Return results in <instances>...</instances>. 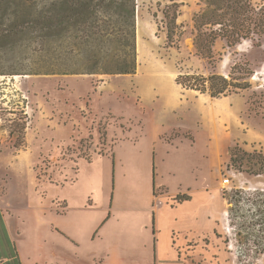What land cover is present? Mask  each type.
I'll return each mask as SVG.
<instances>
[{
	"label": "rangeland",
	"instance_id": "1",
	"mask_svg": "<svg viewBox=\"0 0 264 264\" xmlns=\"http://www.w3.org/2000/svg\"><path fill=\"white\" fill-rule=\"evenodd\" d=\"M138 1L141 6L136 21L137 65H141L138 77H133V74H21L30 63L24 49L0 47V208L9 216L15 228V241L22 258L30 264H42L43 258H47L50 264H79L88 257L89 251L95 249L96 245L87 236L83 235L77 246L63 235L61 238L60 233L53 232L52 223L57 227L69 228L70 220L75 217L86 222L88 217L92 220L102 211L103 204L105 207L108 196L114 208L110 207L113 217L107 231L118 232L123 217L143 229L142 240L146 249L143 248L141 252L132 248L141 259L139 264H149L151 251L155 249L151 246L153 240L165 254L169 253L172 232L168 233L166 228L171 214H177L173 242L180 243V250L187 257L197 256V243L189 239L201 232L205 237L202 248L217 250V245H220L222 250L233 252L236 264H251L255 251L262 247L264 240L261 242L263 244L254 246V242H260L259 238L249 235L247 242L241 238L244 243H240L235 228L230 225L227 211L225 216L222 214L228 205L219 196L222 197L223 191L236 187L250 192L255 189L264 191L261 143L250 141L233 144L231 147L239 149L241 158L238 156L234 164L229 158L228 164L218 174L214 187L205 192L206 195L214 194L211 199L217 200L214 201L216 209L221 200V208L216 213L220 218L216 226L219 236L212 235L207 218V211L215 209L214 204L199 195L196 186H192L195 199L189 206L170 207L162 204L160 198L156 200V205L164 209L165 218L162 223L156 224L153 232L155 224L148 221L145 206L144 178L147 165L145 156L151 139L142 135L135 147V137L139 136L140 131L131 123L141 115L137 104L139 88L144 90L155 81L168 85L166 77L150 74L151 66H165L176 75L178 67H181L190 73L208 75L215 71L229 78L231 67L237 64L234 77H239L243 69L251 70L247 79L249 87L229 95H234L240 103L244 101L243 117L252 131L264 130V38L260 46L245 40L233 48L227 47L222 40L217 41L214 51L219 59L213 69L206 60L194 54L192 14L199 8L198 0ZM171 2L177 3L180 10L177 23L181 25L183 34L178 48L170 47L166 41L161 13L156 19L152 16L158 3L162 8ZM120 117H124V120ZM22 122H25L22 136L18 131L11 135L10 130L14 129V125ZM129 127H132L131 131L126 130ZM124 129L127 139H123ZM113 150L112 161L110 156ZM241 151L250 155H242ZM100 154L104 155L98 157ZM86 157L93 161L78 164L79 185L57 186L73 180L78 159ZM97 176L100 177V187L96 185ZM223 177H229L228 186L222 185ZM167 182V193L170 195L167 198L172 202L171 194L185 187L175 180ZM89 191L93 192L91 198L97 202L92 210L74 205L63 207L64 203L59 201L78 202ZM243 204L247 205V201H243ZM55 207L58 211L66 210L64 213L51 211ZM193 213L199 217V226L192 218ZM242 221L236 218L232 220L238 229ZM245 226L250 225L246 223ZM241 229L245 233L253 232L251 228ZM178 235L180 239H176ZM184 236L189 239L183 243ZM209 237L212 243L210 247ZM104 239L107 240L106 237ZM106 242L109 246L114 244L112 234Z\"/></svg>",
	"mask_w": 264,
	"mask_h": 264
},
{
	"label": "trees",
	"instance_id": "2",
	"mask_svg": "<svg viewBox=\"0 0 264 264\" xmlns=\"http://www.w3.org/2000/svg\"><path fill=\"white\" fill-rule=\"evenodd\" d=\"M198 6L192 14L194 54L206 60L213 69L219 59L214 51L217 41H224L229 48L245 40H251L255 46L261 45L264 0H198ZM140 8L138 0H0V47L24 49L30 63L21 74H134L137 67L136 21ZM158 13L162 15L168 45L178 48L183 34L177 23L179 5L171 2L160 8L158 3L152 16L156 19ZM236 66L231 67L229 78L215 71L202 75L178 67L175 81L183 88L211 97L228 96L249 87L247 79L251 70L243 69L239 77H234ZM24 128L25 122L16 123L10 134L18 131L22 136ZM15 144L18 147V143ZM238 152L237 147L229 149L231 164L238 156L241 158ZM241 154L250 155L244 151ZM222 198L228 205L230 225L235 228L240 243H244L241 238L247 242L251 235L260 241L254 242V246L263 244L264 191L250 192L236 187L223 191ZM188 199V195H177L175 201ZM243 201H247V205ZM235 218L244 220L239 229L232 222ZM246 223L250 226H245ZM242 227L251 228L253 232L245 233ZM263 255L264 244L255 251L251 264ZM0 264H22L1 210Z\"/></svg>",
	"mask_w": 264,
	"mask_h": 264
},
{
	"label": "crops",
	"instance_id": "3",
	"mask_svg": "<svg viewBox=\"0 0 264 264\" xmlns=\"http://www.w3.org/2000/svg\"><path fill=\"white\" fill-rule=\"evenodd\" d=\"M151 68L150 74L166 77L169 80L168 85H161L162 83H156L155 81L144 90L139 88V101L137 104L141 115L136 117L131 124L136 125L140 131L139 136L135 137V147L139 143L138 138L142 135L149 136L151 139L145 156L147 165L144 178L146 179L145 206L147 207V217L152 225L155 224L154 232L156 224L158 222L162 223L163 218H165L163 216L164 209H160L159 204L156 205V200L160 198L162 204L170 207L189 206L195 199V194H192V186H196L198 187V194L205 196L208 201L214 204V201H217L211 199L214 194L209 193L206 195L205 192L211 191V188L217 182L218 174L228 164L231 146L237 142L249 143L250 141H256L261 143L264 153V130L255 131L253 129L252 131L251 126L245 122L243 117L245 103L244 101H241V103L236 101L234 95L211 97L207 93L186 89L177 84L175 81L177 75L169 68L158 65L151 66ZM140 72L141 65L139 63L133 77H138ZM120 118L124 120V117ZM126 130L131 131L132 127ZM126 130L124 129L122 132L123 139H127ZM112 154L113 158L110 157L114 160V150ZM103 155L97 156L101 157ZM17 157L20 158L19 155ZM18 160L20 159L16 161ZM83 161L90 164L93 159L88 161L86 158H79L75 178L71 181H64L57 186L79 185L77 173H79L78 169L80 171L79 163ZM170 179L185 187L171 194L173 196H171L172 202L167 198L170 195L167 193L166 187L167 181ZM96 182L97 187H100V177L97 176ZM92 193L91 191L85 193V197L78 200V202L71 200H69V203L66 200L59 201L64 203L63 207L74 205L77 208L92 210V206L97 205V202L91 198ZM177 195H188L189 199L177 202L175 201ZM220 198L222 197L219 196ZM218 203L217 209L214 204L215 209L207 211L211 233L214 236H217L215 231L217 232L216 226L220 218L216 213L221 208V200ZM110 207L114 208V204L113 201L110 202L108 196L105 207L104 204L101 206L102 211L98 212L93 217L94 219L91 220L88 217V223L82 221L79 217L70 220L69 228L57 227L58 225L52 223V231L60 233L61 238V235H63L78 246L80 238L84 235L89 238L92 244L96 245L95 249L89 251L88 257L80 261L79 264H139L141 259L133 252L132 248L141 250V252L143 248L146 249V246H143L145 241L142 240L143 229L135 223L132 225L130 219L123 217V223L118 232L115 230H112V233L107 231L108 224L113 217L110 213ZM0 210L8 233L15 241V228H13L12 222L5 211L2 208ZM54 210L55 212L64 213L66 209L63 208V210L58 211L56 207L51 208V211ZM225 212L226 208L222 212L224 216L226 215ZM192 218L199 226L198 215L193 213ZM176 227L177 214H171L166 228L168 233L172 232V236L169 238L170 251L165 254L155 244L156 240H153L151 246L155 249L151 251L149 264H236V256L233 252L222 250L220 245H217V250L202 248L201 244L205 237L200 234L201 232L197 237L191 239L184 236L183 243L187 239L197 243V256L187 257L181 252L180 243L173 242L172 238L176 235ZM111 234L113 235L114 244L109 246L106 241ZM105 237L107 240L104 239ZM180 237L178 235L176 239H180ZM209 240L210 247L212 244L210 237ZM17 249L22 264H30L22 258L18 245ZM41 260L42 264L51 263L48 262L47 258ZM255 264H264V257H260Z\"/></svg>",
	"mask_w": 264,
	"mask_h": 264
},
{
	"label": "built area",
	"instance_id": "4",
	"mask_svg": "<svg viewBox=\"0 0 264 264\" xmlns=\"http://www.w3.org/2000/svg\"><path fill=\"white\" fill-rule=\"evenodd\" d=\"M221 183H222L223 186H228L229 183H230V179H229V177H223ZM225 214H226V212H225ZM227 225H228V224H227V222H226V227H228Z\"/></svg>",
	"mask_w": 264,
	"mask_h": 264
}]
</instances>
